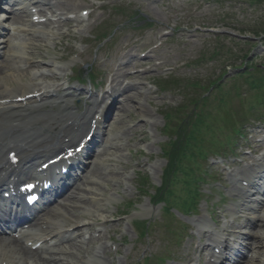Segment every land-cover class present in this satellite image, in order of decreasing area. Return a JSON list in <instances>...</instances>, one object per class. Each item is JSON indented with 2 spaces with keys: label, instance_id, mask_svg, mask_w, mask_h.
<instances>
[{
  "label": "rangeland",
  "instance_id": "obj_1",
  "mask_svg": "<svg viewBox=\"0 0 264 264\" xmlns=\"http://www.w3.org/2000/svg\"><path fill=\"white\" fill-rule=\"evenodd\" d=\"M100 1L101 2L99 3L89 0V2L87 1V6H95L98 8L96 13L99 15L101 14V16H105L99 21V23H102L103 21H108L106 25L111 23L114 28V34L110 45L102 44L99 46V44H97L94 47L93 55L91 54V56L88 58V61L94 62V64L96 60L100 61L101 64L96 68L100 74V77L102 76L104 78V74H111V76H114L115 74H121V80L124 81L125 86L130 85L135 87L137 91H139V94L143 89L148 91L151 87H148L146 81L143 82L139 80H132L131 74H134L135 70L138 71V68H132V62L126 65L122 64L127 62L126 57H129L128 55L130 52H133V49L137 48L136 40L143 46L144 49L146 46L155 44L158 40H160V36H165L163 31L166 28L169 29L175 26H180L181 31H190V44L187 46L180 42L178 36L179 32L175 31L172 36H167L164 38V40H170L168 45H166L163 50H168L166 54L172 55V59L169 60L170 66L168 67L171 68L175 67L178 63L194 62L195 60L202 58L203 55L212 52L213 46L215 44L214 37H212L202 28H227L226 25L228 23L234 25L235 27L233 28L241 29L244 26L252 28L255 25L263 23L260 22V20L264 18V9H261V7L252 8L250 7L249 3L244 0H239V2L236 0ZM82 5H84V1ZM101 5L106 7L103 11L100 9ZM81 8L83 7L78 5L77 10H80ZM137 13L146 17L149 22H155L158 25V28H165H163L160 32L156 31L155 29L148 32L135 31L133 26L130 23H127L125 16H135ZM9 26L10 25H7V27ZM92 26V28H94L96 31L95 33L102 30V27L98 23H93ZM73 32H75V34H72V36L75 35V38L73 40L68 38L64 41V45L68 46L71 44L70 47L73 50L72 52H67L69 53V57L81 52L79 49L81 48V43L83 40V33L81 32L80 28L75 27ZM40 36L44 38L42 40L45 42V33H42ZM14 39L15 37H7L5 43L3 44V49L5 52L4 59L7 60L10 66H13L12 58L15 55L22 54L21 44H15ZM128 39L130 42H134L131 48L129 50L124 49L125 52H119L120 47L125 44ZM223 39V47L233 50L234 53L242 52L244 49L253 50L254 52L257 50H254L253 47L245 48L244 46L236 45L230 38ZM53 40L54 38L51 37L50 41ZM153 41L155 43H153ZM44 42L41 44L43 48L45 46ZM143 49L133 52V55L139 56ZM67 51H69V49ZM39 55L46 56L49 60L55 59L52 51L47 50L46 48H44V51H41ZM262 56H264V54ZM84 58L86 60L87 56H84ZM37 60L43 61V59ZM71 61L72 59H70L69 63ZM262 62H264V59L258 60V63ZM136 63L138 64V62ZM241 63L242 60L239 61L238 65H241ZM113 67H115L114 71ZM218 67L221 68V65H217L216 63L206 65L205 61V63L202 65H198L192 69H184L183 71L173 72V75L171 76L189 83H196L207 80V78L212 74L215 77H218L221 73ZM68 68L72 69V67ZM164 74L165 71L152 70L149 75H147L154 77L155 79L158 76ZM66 78L68 80L69 75H67ZM39 83L52 86L57 84L55 80L40 81ZM63 83H66V81L63 80ZM65 86L69 87L67 84ZM73 86L76 87V84L71 85L69 88H72ZM95 90L96 91L93 92L98 94H102L103 92L102 89ZM152 93H154V96H152L151 99L152 101H157V104L153 105L147 103L145 99L139 100L145 104L146 110L151 114V117L147 119L139 110L137 101H135V99L132 100L133 95L131 93L127 92L126 94H121L119 97V108H121L123 105H129V112L128 114L124 115L119 112L115 113V116L111 121L114 127L110 129L109 137H106L105 140L106 145H109L107 149L109 152L106 155L99 156L98 159H94V164L91 162V160L88 162L90 167L89 173H92L91 180H95L97 175L106 174L107 172L112 177H114V183L109 182L106 184L105 180H102L101 185L97 186L104 192V196L107 199H113V202L108 204L109 212L106 214L109 223L102 227V222H97L95 218L91 217L87 220L93 221L86 222L85 228L80 229L81 231L79 233H76V235H72L71 233L66 234V241H60L55 248H61L69 245V249H71L73 244L70 238L78 237L81 233H86L89 239L94 240L90 248L88 246L84 247L86 249L84 254L67 253L66 255H63L64 259L69 264H85V258L90 256L89 253L93 254L96 252H101L104 254L102 250H95L96 248L102 247H108L110 249L108 250V253L111 254L112 258L115 260L113 264L141 262L145 256H156L161 252L163 240L158 237V231L154 234V236L152 235L153 238L151 236L152 239L147 240L142 244L139 243L133 231V225L131 222L135 219L146 220L151 213L149 211L150 205L148 200L146 199L141 201L137 193L136 175H148L153 186L157 187L160 185L163 177L162 171L165 168L162 145L167 141V138L163 136L162 132L165 126L162 113L167 110L179 107L183 101L181 99L182 97L180 98V96L174 92L156 93V90L154 89ZM85 98L88 97L86 96ZM89 98L87 101H90ZM159 98H162L163 100L158 101ZM72 100L78 102V99ZM85 102L86 101L84 100L83 105H85ZM90 103H92V101H90ZM119 115H122V119L125 120L121 121V118L117 119L116 117H119ZM114 119H116V121ZM141 126H144V128H141ZM138 128L141 132L140 134L135 135L134 130ZM144 133L146 142L142 143V134ZM111 145H117V147L111 148ZM208 166L214 170V173L217 176L223 174L224 172V182H227L231 175L234 174L233 169L231 173L226 172L225 167L227 165L221 162L219 163L213 161L211 164L210 161ZM113 172H117V174ZM89 173H87L85 176H87ZM233 182L234 181L232 180L231 183ZM227 184V186H229V191L232 190L231 184L229 182ZM86 186L91 187L94 186V184L89 183L86 184L85 187ZM215 192H217V190ZM82 193L89 195L88 191L85 190H83ZM216 199L219 198L217 197ZM135 201H138L140 204H137L135 209L132 210L133 214L126 219L122 218V210L120 211L119 207H121V209L124 211V207H128V204ZM229 206H231V204L226 205V207ZM96 208L97 206L95 204L89 203L86 204V206L77 208L76 214L83 215L84 212L95 211ZM203 209H205V206ZM60 214L64 217L67 222V226L71 229L76 223L74 212H71V214L67 212L68 216H64V211L60 209L58 214H55L52 216V218H59L61 217ZM83 216L84 218L89 217L87 214H84ZM247 216L250 217L249 215ZM95 217L98 218L96 215ZM176 219L179 222L187 223L186 219L181 217L178 213L176 215ZM157 224H159L160 227V219H158ZM224 226L225 223L222 224V227ZM68 231L69 229H65V232ZM193 231L195 235L198 234L197 228H194ZM100 235L103 237L102 240H99ZM195 239V248H198L200 241L198 237ZM191 245L192 242H189V246ZM87 251L89 253H86ZM180 255H182V253ZM102 257L105 258L101 261H95V263L93 262L90 264H111V260H109L106 255H103Z\"/></svg>",
  "mask_w": 264,
  "mask_h": 264
},
{
  "label": "bare ground",
  "instance_id": "obj_2",
  "mask_svg": "<svg viewBox=\"0 0 264 264\" xmlns=\"http://www.w3.org/2000/svg\"><path fill=\"white\" fill-rule=\"evenodd\" d=\"M1 1L3 2L5 0ZM29 1L33 2L35 5H39L35 8L39 9V12L37 14L41 17H46V14L51 13L52 18H57V21L48 20L44 25H42L46 29H60L62 27H70L71 21L62 20L64 17V13L71 12L73 8L76 7L75 3L71 2L70 4H66L61 0H51L50 2L44 4L35 0ZM18 6H20V4L15 5L14 8H12V16L9 17L12 20V26L19 25L21 21L24 22L22 16L16 15V8ZM31 16V18H33L35 15ZM87 22H90V20H87ZM77 23H80V21H77ZM30 24L34 25L33 23ZM22 25L24 29L22 32L27 34L29 37H32V43L23 46L24 53L26 54L27 51L34 50L35 43H39V41L35 36H32V34L25 30L26 26L24 24ZM18 30L20 31V28H18ZM4 34L5 32H3V29H1L0 38H2L1 36L4 37ZM182 37L185 38L186 34L182 33ZM184 42L186 41L184 40ZM14 61L17 64H22V62L25 61L27 66L14 68L4 62V66L0 69V179L6 175H12L14 178H9L7 181L13 182H15V180H25L35 174H39L38 171H36L38 166L36 167L35 165L40 160L44 159L51 153L57 152V149H64L66 145L72 143L73 140H76L77 130L81 128H87V130L89 131L91 129L89 116L93 115V113L98 109L99 106L98 103H94L89 109H87L83 118H80L76 114L72 113L71 109H69L70 107L67 105H65L58 113L56 111H53L58 107V105H54L51 102L56 98L57 95L58 97L55 99L56 101H63L73 95L62 97L60 96V93L62 92L60 87L52 89L49 86H46V88L42 85L26 84L24 83V81L30 75L31 70L40 68L41 66L46 67L48 69V72L52 74L53 77H57L58 70L55 68V66H53L51 63L36 64L33 63L30 58L26 60V58L23 56H15ZM129 62L130 60H128V63ZM144 65L145 63L140 64L141 67ZM115 67H113V71ZM165 67V64H163L160 68L163 69ZM45 77V74L41 75V78ZM132 78H135V75L132 76ZM142 79H151V77H145ZM109 85L112 88V94L110 95L113 98V102L101 116L102 119L98 130V136L97 138H95L93 144L94 147H98L99 144H101V141L102 143L104 142L105 136H103V134H106L105 132L108 131L106 129L108 126V122L112 120L114 113L117 111V93L132 92V88L130 86L124 87V82L121 81L120 74L114 76L109 82ZM132 94H134L135 98L138 97V94ZM31 95L38 96H33V98H30ZM86 95H90L91 99L94 97L93 93L90 92L86 93ZM26 97L28 99L25 101L27 103V106L21 107L22 105H19L18 100L20 98ZM146 98L149 99V95H147ZM105 99L106 96L103 97V100ZM47 105L53 106L52 111L48 112L44 110ZM139 107L145 118H149L150 114L145 110L144 106L139 104ZM120 112L122 114H128V107L124 106ZM80 123L83 127H76ZM111 128H113V126H111ZM141 128H144V126H141ZM134 132L135 135H138L141 131L138 128L134 130ZM257 134L264 135V129H259L257 131ZM97 139L100 142H97ZM66 140L69 141L67 142ZM13 152H17L20 159V163L16 167L12 166L8 160L9 155ZM106 154L107 151H104L103 155ZM87 156H94V148L90 147V151H87ZM85 170H87L86 166H84L83 172ZM254 175H259L260 177H253ZM96 177L97 179L108 181H110L109 179L111 178L110 176L105 174H99ZM7 181H2L0 182V184H3ZM84 181H89V177L84 176V179L77 177V180L72 187L70 185L64 187L61 186L59 188V195H57L52 201L51 205L46 208L48 210L46 211L45 215H48L49 212L53 213L54 209L51 210L52 207L57 209H60L62 207L72 212L77 207L83 205L81 204L82 202H84V204L86 202L96 203L99 206L98 213L105 212L104 203L110 202L112 200H102L103 195H101V191L97 188H92L89 190V192L92 194L91 198L87 199V196L81 193L84 187L80 183ZM244 181L250 182L251 186L255 190L258 182L264 181V176L260 175V173H252L250 171H246ZM239 191L240 195L247 197L252 204L254 203L251 199L257 200L259 196L258 194L252 195L247 189H240ZM9 212V205H7L6 212L2 216H0V223L6 224L8 222L11 217ZM232 212L237 214L236 210H233ZM256 212L260 213V211ZM22 215L23 213L18 214L14 218L18 219V217H21ZM104 215L105 214L101 215V218H103ZM34 220H36V218ZM41 221L43 222L40 223ZM77 225H80V223H78ZM33 226H36L37 233L34 234V230L25 232L24 234H22L19 243L14 239L0 242V264H28L29 262L40 264L38 260L36 261V259L46 258V252L43 250V247L34 252L33 250L29 249L28 244H37L40 242V240H46L49 238V236H47L46 230L39 229V227L41 226H47L48 231H51L54 227L57 228L58 234L54 236H60V231L63 230V223L57 221L53 222L49 219L47 220L43 218V220H38ZM251 228H254V231L252 233L254 238L251 239L253 243L250 246V251L248 252V256L246 258L247 264H264V215L260 217L257 222H254ZM52 233L55 234V232ZM238 236V240L246 238L242 235ZM85 240L86 236L82 235L80 240L75 241L73 245L74 249L79 247V250H82L80 245L84 244ZM21 242H23V245H20ZM214 243L217 245L216 249H221L220 255L222 257L216 259L215 254V256H212V259L220 261L221 258L225 257L230 258L231 262L235 263V258L241 256V252L239 250L233 249L228 241L223 242L219 239V237L215 236ZM207 252H209L208 248H204L202 250V256H204V254H206ZM12 253L13 256L10 255ZM94 258L96 259L99 257ZM49 259L50 260L44 259V264H51V262H53L52 264H65L63 262L64 259H58L54 255L50 256ZM226 261V259H222L221 264H229V261L228 263ZM210 264L216 263L211 261Z\"/></svg>",
  "mask_w": 264,
  "mask_h": 264
}]
</instances>
